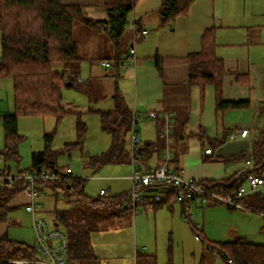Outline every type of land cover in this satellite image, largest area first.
I'll return each instance as SVG.
<instances>
[{
	"label": "rangeland",
	"instance_id": "374dc122",
	"mask_svg": "<svg viewBox=\"0 0 264 264\" xmlns=\"http://www.w3.org/2000/svg\"><path fill=\"white\" fill-rule=\"evenodd\" d=\"M62 1L79 3L86 8V11L90 7L99 8L105 7V4H125L127 2V0ZM162 2L163 0H137L133 11L127 15L126 26L118 41L101 30L75 24L74 36L78 43L79 54L91 57L81 64L79 72L81 78L89 83L92 82V73H96V71L102 73L101 68L98 69L97 66H100L103 58H110L114 60V63L128 60L127 55L132 43L131 33L135 27L134 20L138 23L141 21V28L150 32V35L142 43L137 42L134 49L136 52L139 47V52L144 54L145 58L140 60L135 67L132 60L128 61L132 68L130 69L131 82L118 79L125 102L132 110L136 108L137 131L141 138L143 135L153 136L155 140L159 141L158 145L164 147L163 140L159 135L156 136L159 131L152 120L148 119L147 113L151 112L155 106H159V103L166 105V102H173L176 99L181 102L183 113L189 115V120L185 122L184 127L180 124L172 125L171 142L176 139V133L181 128L185 132H198L199 128H204L207 134L218 133V136L221 137L224 128L230 127L235 131V127H245L249 128L253 134L254 127L251 122L252 120L256 121V108L261 101H264V0H209L207 4L209 14L207 22L208 28H210L207 33L212 34L214 38L215 55L222 56L226 60L227 70H225L223 80V98L249 100L250 102L249 109L227 111L225 114H220L215 110V93L212 85H206L203 93L200 92L199 86H191L194 87L191 97H186L182 74L178 71L175 74L168 73L171 70V57L178 56L177 47L189 44L195 46V51L200 50L205 31L199 29L197 14L200 4L198 6L192 4L187 14L179 15L173 21L163 23L160 17ZM203 5L205 4L203 3ZM220 24L221 27H219ZM199 34H202L201 37ZM156 54L164 62L162 76H159L155 68L154 56ZM142 55H140L141 58ZM169 56L171 57L167 58ZM63 69L61 63L52 65L54 71ZM229 69L240 70L246 74V78L240 82L235 81L234 77L230 75ZM120 77L123 78L122 73ZM169 80L180 82L179 86L174 87L176 91L180 92L179 95L169 93L171 89ZM100 81L102 82V80ZM162 81L167 82L170 87L167 86L163 89L164 98L161 101ZM99 83L98 81L97 88L93 90V93L90 91L92 94H87L79 89L62 90V102L65 104V108H77L76 111L81 114V120L85 124V134L79 148L69 151L64 149L65 144L76 141V118L74 115L64 116L58 124L53 118L19 117L17 132L21 140L17 145L18 159H5L3 157L4 132L0 122V170L10 169L11 175L15 176L18 170L29 168L31 153L37 151L36 149L41 151L43 135L53 132L50 147L51 160L57 168L69 169L73 176L86 179L85 193L87 196L92 199L98 198L100 190H109L111 195L129 193L132 183L122 175L123 169L132 171L130 163L126 161L128 156L130 157L131 150L129 132H126L124 137L122 162L107 163L95 171L94 169L97 168L86 165L89 158L101 156L111 146V137L103 130L105 125L99 114L87 112L89 109L112 111L114 108L113 100L110 97L103 98L101 96ZM13 106L12 82L10 79H1L0 120L4 115L13 113ZM156 114L160 115V113ZM114 180L118 181L114 182ZM49 191V189H44L43 193L47 192L48 196H40L41 213L42 211L45 213H43L44 217L39 218L43 219L48 228L52 230L54 227L49 214L54 210L55 198L53 199ZM20 195H27L29 199L28 192L22 191L13 196L12 203L15 204ZM16 205L18 207H14V210L9 213L3 227L9 239L33 245L31 214L25 211L22 203L17 202ZM173 207V212L163 208L166 214H159L155 228H153L155 226L153 220L145 221L144 219L139 223L136 236L134 235V243L131 240L133 248L136 246L139 253L143 249L144 255H139L142 258L138 259V264H152V260L150 261L146 257L148 254L153 255L155 264H199L201 258L205 259L206 264H221L220 259L206 248L205 242L220 243L243 238L247 242L264 246L263 211L252 212L241 207L229 209L225 204L217 202L205 205L203 209L199 205H194L191 208V212L194 214L193 222L200 224L197 233H194L190 224L184 220L180 211L181 207L178 204H174ZM64 208L62 203L56 204V209ZM39 213V209H36L37 217ZM102 225H104L103 220H98L95 229L97 228L100 232H95L90 242L92 250L101 254L99 262L94 264H129L125 257L119 258L118 254L122 249L128 248V238L130 237L124 231L118 232L119 234L112 231L103 233ZM57 230L64 233L65 228L63 225H59ZM104 254H108V256Z\"/></svg>",
	"mask_w": 264,
	"mask_h": 264
},
{
	"label": "trees",
	"instance_id": "16d2710c",
	"mask_svg": "<svg viewBox=\"0 0 264 264\" xmlns=\"http://www.w3.org/2000/svg\"><path fill=\"white\" fill-rule=\"evenodd\" d=\"M137 0H127L125 4H105L106 19H92L85 13V7L79 3H69L62 0H0V80L10 79L13 90V113L3 116L1 124L4 132L3 157L18 159L17 145L21 137L17 132L19 117L53 118L58 124L66 115L76 118V141L65 144L66 151L79 148L85 134V124L80 113L69 112L62 102L63 89H79L90 94L88 82L79 79V66L82 57L78 54L77 43L73 37V27L81 24L86 28L98 29L112 39L118 41L121 37L127 15L133 11ZM195 0H163L160 17L163 23L173 21L179 15L187 14ZM137 26V25H136ZM209 32L202 36L201 48L186 56V82L188 86H199L202 90L208 84L212 85L215 93V110L223 113L228 110H240L249 107V101L225 100L222 95L225 67L221 59L214 53V44L208 40ZM54 63L63 64L61 71L52 70ZM117 63V62H116ZM163 59L156 56L155 68L159 75L163 71ZM236 76L235 81L246 78ZM114 110L95 111L105 125L103 128L111 137L109 150L101 156L89 158L86 163L98 170L107 163L122 162L121 153L124 147V137L129 132L132 123V112L123 104L122 99L115 94L113 97ZM160 123V121H158ZM159 126L161 124H158ZM159 126H157L159 128ZM53 132L43 135V150L31 153L30 167L11 175L9 169L2 170L12 177L8 183L0 184V223L7 221L13 211L9 203L13 196L26 191V182L19 178L23 172L47 171L59 173L60 180L48 182L49 189L55 198H61L69 205L88 203L93 208L130 209L128 192L118 196L98 197L91 199L85 195L86 179L72 175H64L51 160L50 147ZM159 142V141H158ZM158 142L154 144L157 148ZM143 153V150H140ZM253 167L243 174H236L222 182H206L216 193L229 196L235 195L243 187L249 175H264V126L257 130L252 143ZM143 160V159H142ZM150 197V196H149ZM148 199V197H147ZM175 202L173 193L154 204L162 206ZM238 202L246 210L264 212V195L256 193L242 197ZM216 202H209L212 204ZM148 204L144 200L138 207ZM229 209H235L230 208ZM98 211V210H97ZM94 211L95 213H98ZM133 211V210H132ZM123 212V210H122ZM101 218L94 213H77L73 218L65 211H55L54 220L65 228L67 242V257L71 261L95 259L90 246L89 235L95 229ZM190 224V223H188ZM191 226V225H190ZM205 246L221 261V264H264V246L237 238L233 241L206 243ZM35 260L33 245L13 241L7 232L0 237V264L9 260ZM171 264V263H169ZM199 264H206L201 258Z\"/></svg>",
	"mask_w": 264,
	"mask_h": 264
},
{
	"label": "crops",
	"instance_id": "0c3cea01",
	"mask_svg": "<svg viewBox=\"0 0 264 264\" xmlns=\"http://www.w3.org/2000/svg\"><path fill=\"white\" fill-rule=\"evenodd\" d=\"M208 2H209V0H195L193 2L194 6H198L200 4L199 5L200 10H199V13L197 14V16L199 18V29H202V31L205 30L204 33L210 29V28H208V22H207V18H209V14L207 12ZM203 3L205 5H203ZM85 13L88 17H90L92 19H103L104 20L107 17L106 8L104 6H101L99 8L90 7L87 11L85 10ZM134 25L142 27L141 21H140V23H138V22H136V20H134ZM221 26L222 25L220 24L219 27H221ZM170 27H172V26H170ZM74 28L75 27H73V37H74L75 42L77 43V40L74 36ZM252 31H253V29H252ZM132 32H133V30H132ZM204 33H203V35H204ZM104 34H106V33L104 32ZM131 34H132V37H131L132 43L130 44V48H132V47L134 48V45L137 42L142 43V41L145 40V38H143V39H140L136 42H133V33H131ZM149 35H150V32L148 33L147 37H149ZM199 35L201 37L202 34H199ZM248 38H249V35H248ZM208 40H209V42H212V43L214 42V38H213L212 34L210 35V33L208 36ZM77 48H78V43H77ZM200 48H201V46H200ZM138 49H139V47H137L136 52H135V55H136L135 57H137L136 58L137 59L136 64L139 63L140 60L145 58L144 54L142 55ZM193 52H197V51H195V46H191L189 44L188 45L183 44V45H180L179 47H177L178 56L167 57V58L171 57V59H172L171 66H170L171 70L168 73L175 74L178 71L182 74V78H183L182 83L186 89V91L184 92V95H186V97H191V94L193 92L192 88H194V87L188 86L187 82H186V67H187L186 56L190 53H193ZM214 53L216 54L215 50H214ZM78 54H79V48H78ZM79 55H80V57H82V61H81L80 66H79V72H80L82 62L84 60L87 61L91 57L88 58L87 55H84V56H82L81 54H79ZM140 55H142V58ZM156 56H158V55L156 54L154 57H156ZM215 56L222 60L224 67L226 69L225 58H223L222 56H220V57H218L217 55H215ZM127 57H128V55H127ZM105 60L110 61L112 63L111 67L104 68L101 65L99 67L97 66L98 69L101 68L102 73H100L99 71H96L97 74L95 72L94 73L91 72L92 73L91 74V76H92L91 81L92 82L88 83V85H87L88 88H90V91L93 93V90H95L97 88L96 85H98V81H99L100 82L99 83V90L102 93L101 96L103 98H105V96H106V98L110 97L113 100L114 95L117 94L122 99L123 104L131 112L134 111L137 114V111L135 110L136 108H134V110H132V108H130L128 106V104L125 102V98L123 97V94L121 92V89H120V86L118 83L120 80H122L124 82H131L132 81V73L130 70L132 68L130 66H128L126 69L123 70V69L119 68V63H120L119 61H116L118 63H114V60H111L110 58H103L101 61H105ZM166 62H168V61H166ZM164 70H165V64H164ZM229 70H230V75L232 77H234L233 79H235L236 76L244 75V73H242L240 70H236V69H229ZM121 73H122L123 78L120 77ZM164 74H165V71H164L163 75ZM79 79L87 82V80H84L81 78L80 73H79ZM118 79H119V81H118ZM100 80H102V82ZM233 82H234V80H233ZM169 83L171 86L169 93L172 95H175V94L179 95L180 92L176 91V88H174V87L179 86L180 82H174L173 80L172 81L169 80ZM161 84H162V93H161L162 95H161L160 100L162 101L164 98L163 89L167 88V86H169V84L165 81H162ZM200 90H201L200 92L203 93L204 89L202 90L200 88ZM224 99L225 100H235V99H229V98L228 99L224 98ZM235 101H237V100H235ZM242 101H249V100H242ZM263 102L264 101H261L260 102L261 105L259 104L256 108L257 109L256 121L252 120V122H251L253 127H254L253 128V134L251 133L249 128H245V127H240V128L235 127L234 128L235 131H233L230 127L224 128L223 135L221 137L218 136V133H216L214 135L207 134V132L204 130V128H199L198 132L197 131L185 132V131H183V128H181V130H179V132L176 133V139L172 140V142L170 141V144H172V146L169 147V150L171 153V158L169 161L170 168L173 170H176V171H181L182 175L186 179H191V180H195V181H206V182H222L226 179H230L231 177H233L236 174H243L247 170L252 169V167H253L252 143L255 139L257 130L264 126V104H263ZM113 103H114V101H113ZM114 108H115V106H114ZM114 108H113V110H114ZM249 108H250V102H249V107L246 109H249ZM67 109L69 112L79 113L76 111L77 108H72V109L67 108ZM240 110H245V109H240ZM228 111H232V110H228ZM151 112H155L158 114L159 113L160 114H163V113L171 114L172 125L173 124L174 125L180 124L182 127H184L186 125L185 122H187L189 120V115L187 116V114L183 113V109L181 107V102L178 99H176V101H173V102L172 101H170L168 103L166 102V105H165V103L164 104L159 103V106H155L151 110ZM225 112H227V111H225ZM225 112H223V113L218 112V113L225 114ZM137 119H138V115H137ZM137 119H136V132L138 133L139 138L141 139L140 145H141V149L143 150V153H140V156L143 159L142 161L146 165H148L149 167H158L163 162L162 150L165 147V142L162 139L163 143H164V147H161L158 145L157 148H155L154 144H156L158 141L155 140V138L153 136L147 137V136L143 135V138H141L139 132L137 131ZM223 120H224V118H223ZM0 122H1V120H0ZM152 123L155 124V127L159 126L158 124L162 125L161 121H160V123H158V121H156V122L152 121ZM161 125L159 126V128L157 127V129L159 131V133H157V135H156L157 137H158V135L160 137ZM244 129L248 130V135L245 138H240L239 132L241 130H244ZM129 133H130V128H129ZM232 134L235 135L234 139H230V135H232ZM170 139H171V137H170ZM43 147H44V144H43ZM206 149H211V153L205 154L204 151ZM36 150L37 151H35V152L40 151L39 149H36ZM123 150H124V147H123ZM129 155H130V152H129ZM126 161H128L130 163V157L129 156H128ZM57 169L60 171H65V170H62L59 168H57ZM9 171H10V169H9ZM18 171H20V170H18ZM130 173L131 172H129L127 169H123L122 175H123V177H127V181H129V182L131 181L130 180ZM10 174H11V172H10ZM116 181H118V180H114V182H116ZM243 188H245V189L248 188L247 181L243 185ZM45 190H47V189H45ZM156 190L157 189L146 190L145 196L149 197V196L153 195L156 192ZM84 192H85V189H84ZM49 193H51V191H49ZM123 193H121V194H123ZM42 195L48 196V193L42 192L40 194V196H42ZM85 195L87 196L86 193H85ZM118 195H120V194L111 195L109 193V190H106L104 197H108V196L111 197V196H118ZM40 196L36 199L35 204H36V209L37 210L39 209V211H40V213L38 214L39 215L38 217H41V216L44 217L43 213H45V212L42 211V213H41L42 206H41V202L39 201V199L41 198ZM51 196L53 197V199L55 198V196L52 193H51ZM248 196H252V194L247 195L246 197H248ZM87 197H89V196H87ZM98 197H99V195H98ZM29 199H28L27 195H25V196L20 195L18 197L17 202L22 203L24 206V209H25V206L28 205ZM12 202L13 201H10L9 207H11L14 210V207H18V205H16L17 202L15 204ZM57 203H62L65 208L64 209H56ZM174 204H176V203L175 202H173V203L168 202V203H166L162 206H159V207H154V205H153L149 209L148 208L144 209L143 206H140V207H137L136 211H132L130 209H124V208H120V209L116 208V209L110 210V209H103V208H98V207L93 208L88 203H81V204H78L75 206L69 205L66 202H64L63 200H61V198H55L54 199V210L49 215H51L52 224H54V223H56V221L54 220L55 211H60V212L65 211L70 215L71 218H73V216H75L77 213H94V214L99 213V217L101 218V220H103V224H104V225H102V228H101V229H103L102 230L103 233L105 231H112V232H116V234H119L118 232L124 231L125 234L130 237V238H128V243H129L128 248L126 250H124V249L121 250V253L118 254L119 258L125 257V260L127 259L126 261H128L129 264H138L139 263L138 259L141 257L139 255H142V256L144 255L143 249L139 253L136 246H134V248H133L134 235L136 236L139 223L141 221H143L144 219H145V221L153 220L155 223V226H153V228H155L157 226V217L159 216V214H161V213L166 214L165 213L166 211H164L163 208H167L168 210H172L171 212H173ZM208 205H210V204H207V206ZM204 206L205 205H202L199 207L201 209H203ZM36 209H35V212H36ZM160 209H162V210H160ZM122 210H123V212H122ZM94 211H97L98 213H95ZM157 211H159V212L156 214ZM180 211H181V209H180ZM203 212H202V215L204 216ZM35 215L37 216V214H35ZM203 216H202V218H203ZM139 217H142V218L137 219ZM193 218H194V214L192 217V221H193ZM5 223H0V237L6 232V230L3 227V224L5 225ZM58 227H59V224L57 223V228ZM95 232H100V231L94 230V231L90 232V235H89V241L90 242H91V239H92L93 235L95 234ZM62 234L65 235V231ZM131 240L133 241V243H131ZM33 241H34V239H33ZM32 244H33V242H32ZM90 245H91V243H90ZM91 249H92V247H91ZM92 253H93L95 259H89V260H83V261H71L69 259H66L64 264H94L95 262L98 263L99 259H101V254H99L93 250H92ZM104 255L108 256V254H104ZM146 257L150 261L152 260V264H155V261L153 262V260L155 259L153 257V255L148 254V255H146ZM37 259L42 260L41 257H37Z\"/></svg>",
	"mask_w": 264,
	"mask_h": 264
},
{
	"label": "built area",
	"instance_id": "2783aa9c",
	"mask_svg": "<svg viewBox=\"0 0 264 264\" xmlns=\"http://www.w3.org/2000/svg\"><path fill=\"white\" fill-rule=\"evenodd\" d=\"M148 31L142 29L140 26L133 27V42L148 36ZM129 60L133 61L135 66L136 57L135 49L132 47L128 52V60L119 63L120 69H126L130 64ZM110 61H101L100 65L104 68L111 67ZM132 123L130 125V164L131 176L130 180L132 188L128 193V206L136 211L138 205L144 200H148V204L144 209L151 208L154 204L162 202L167 194L173 193L175 196V203L181 207V213L184 220L190 223L194 233L200 228V224L192 221L193 213L191 208L194 205H207L209 202L223 203L230 208H243L238 202V199L250 194L264 195V176L249 175L246 179L248 188L241 187L238 192L233 195H225L216 193L210 189L203 181H195L186 179L181 171H176L170 168L169 161L171 153L169 150L170 135L172 129L171 114L163 113L157 115L155 112H149L148 118L153 122L161 121L160 138L164 140L165 147L162 150L163 162L158 167H149L146 165L140 156V138L136 132V112H132ZM248 135V130L244 129L239 132L240 138H245ZM235 135H230V139H234ZM205 154L211 153V149H206ZM64 175H71V171L66 169ZM19 178L23 179L26 184V191L29 194L30 202L25 206V211L31 214V228L33 230L34 241L33 247L37 257L42 260H26L14 259L9 260L6 264H64L67 257V242L65 235L58 232L57 228L50 230L46 222L35 215L36 199L42 192L39 189L46 188V184L50 181L55 182L60 180L59 173H51L47 171L40 172H23ZM4 181L10 183L12 177L4 174L0 170V184ZM150 189H157L150 197L145 196V191ZM105 191L100 190L99 197H104ZM148 197V199H147ZM264 218V214H263Z\"/></svg>",
	"mask_w": 264,
	"mask_h": 264
},
{
	"label": "water",
	"instance_id": "95a60500",
	"mask_svg": "<svg viewBox=\"0 0 264 264\" xmlns=\"http://www.w3.org/2000/svg\"><path fill=\"white\" fill-rule=\"evenodd\" d=\"M53 227L57 228V223H54V224H53Z\"/></svg>",
	"mask_w": 264,
	"mask_h": 264
}]
</instances>
